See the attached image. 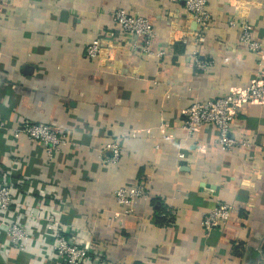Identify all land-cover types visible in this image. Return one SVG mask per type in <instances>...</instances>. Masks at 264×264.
Listing matches in <instances>:
<instances>
[{
	"label": "crops",
	"instance_id": "obj_1",
	"mask_svg": "<svg viewBox=\"0 0 264 264\" xmlns=\"http://www.w3.org/2000/svg\"><path fill=\"white\" fill-rule=\"evenodd\" d=\"M208 5L212 22L199 41L185 6L169 0H0V173L19 179L18 208L29 214L42 201L43 216L58 214L100 264H264V102L239 109L232 136L250 145L232 152L219 149L214 126L192 135L181 127L194 100L264 83V58L228 26L248 18L264 39V0ZM119 8L148 17L152 49L167 53L130 50L136 37L114 22ZM97 37L103 53L91 59L85 48ZM197 50L212 62L205 70ZM30 120L72 144L52 161L27 136L14 144L9 129ZM116 139L122 158L111 164ZM138 182L146 195L124 214L116 189ZM222 202L236 211L207 231L204 213ZM32 255L12 251L6 261L44 264Z\"/></svg>",
	"mask_w": 264,
	"mask_h": 264
},
{
	"label": "built area",
	"instance_id": "obj_2",
	"mask_svg": "<svg viewBox=\"0 0 264 264\" xmlns=\"http://www.w3.org/2000/svg\"><path fill=\"white\" fill-rule=\"evenodd\" d=\"M169 1L173 4L182 3L185 6L191 18L198 24L197 40H205L206 31L212 22L209 0ZM113 19L122 31V35L136 37L134 43L129 44L130 50L159 55L167 53L164 50L156 52L152 49L157 32L148 17L138 12H131L126 8H119L115 10ZM228 26L237 30L242 46L260 59L264 58V39H257L254 34L255 27L248 18L235 16L229 20ZM103 41L102 38L97 37L87 44L85 50L88 57L92 59L102 56ZM193 60L196 67L200 69L205 70L212 65V62L208 58H203L198 50L193 53ZM263 102V82H253L245 88L235 89L217 97L199 98L184 109L185 119L181 127L192 135L202 126H214L219 132V149L232 152L238 147L250 145L247 139H237L232 136V122L240 111L239 109L246 103L262 104ZM9 130L14 144L21 136H27L41 143L50 161L54 159V153L57 150L72 144L49 124L31 120L22 121ZM131 135L136 136L135 132ZM107 149L110 151V163H118L122 158L120 139L110 143ZM179 157L185 158V154L181 152ZM21 162L23 160L20 158L13 159L15 165ZM14 171L11 170L12 175ZM9 175L0 173V264H10L6 261V257L12 251L18 254L31 253L34 258L39 256L44 264H100L90 247L73 239L74 231L67 232L58 214L53 212L46 217L43 216L45 206L42 201L36 199L34 210L29 214L24 209L18 208L14 200L16 182ZM26 187L22 185L21 190ZM145 195L146 187L142 182H138L133 187L121 186L115 192V198L124 209V214H131L137 200ZM235 211L236 205L222 202L204 213L202 225L207 231L221 229L228 224Z\"/></svg>",
	"mask_w": 264,
	"mask_h": 264
},
{
	"label": "trees",
	"instance_id": "obj_3",
	"mask_svg": "<svg viewBox=\"0 0 264 264\" xmlns=\"http://www.w3.org/2000/svg\"><path fill=\"white\" fill-rule=\"evenodd\" d=\"M14 177V176H13ZM14 179H16V181H18L19 179L18 178H14ZM263 250H264V246H263Z\"/></svg>",
	"mask_w": 264,
	"mask_h": 264
}]
</instances>
